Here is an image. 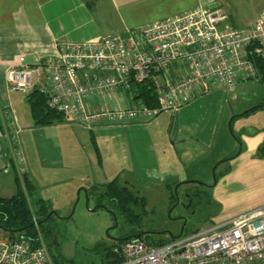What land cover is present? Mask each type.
Instances as JSON below:
<instances>
[{
    "label": "built area",
    "instance_id": "obj_1",
    "mask_svg": "<svg viewBox=\"0 0 264 264\" xmlns=\"http://www.w3.org/2000/svg\"><path fill=\"white\" fill-rule=\"evenodd\" d=\"M255 59H264V17L240 28L223 8L196 7L97 42L62 43L54 58L9 67L5 80L26 94L42 78L38 90L47 107L93 129L100 122L128 123L178 109L213 84L231 89L257 80ZM145 83L156 107L111 106L112 98ZM119 251L123 259L117 264H264V206L164 245L132 239ZM0 264L54 263L38 232L34 245L0 233Z\"/></svg>",
    "mask_w": 264,
    "mask_h": 264
},
{
    "label": "rangeland",
    "instance_id": "obj_2",
    "mask_svg": "<svg viewBox=\"0 0 264 264\" xmlns=\"http://www.w3.org/2000/svg\"><path fill=\"white\" fill-rule=\"evenodd\" d=\"M262 104L264 83L251 80L231 89L213 84L181 108L151 119L100 122L92 130L74 120L57 125L50 135L59 140L66 137L69 150L78 154L75 159L86 160L88 154L93 158L90 138L95 139L102 156L98 169L108 178L96 177V184L80 186L74 198L65 193V184L38 190L37 197L52 207L51 222L63 256L73 264H100L96 245L112 244L111 239L129 230L112 206L109 211L94 210L97 195L120 169L124 179L132 182L121 186L146 200L141 219L146 230L161 233L154 240L169 237L166 232L183 233L184 224L186 230L194 231L264 206V154L259 148L264 138ZM232 119L236 121L231 124ZM116 158H121L120 163ZM228 158L233 159L221 163ZM168 185L173 186L172 194ZM96 187L97 192H92ZM196 191L202 193L196 196ZM203 191L210 194L209 199ZM189 193L195 194L191 209L184 198ZM172 195L178 199L170 210Z\"/></svg>",
    "mask_w": 264,
    "mask_h": 264
},
{
    "label": "crops",
    "instance_id": "obj_3",
    "mask_svg": "<svg viewBox=\"0 0 264 264\" xmlns=\"http://www.w3.org/2000/svg\"><path fill=\"white\" fill-rule=\"evenodd\" d=\"M196 7L223 8L240 28L264 17V0H0V197L16 194L19 165L37 190L65 184L69 191L65 193L72 198L80 186L96 184V177L108 179L99 172L102 156L94 138H90L93 158L88 154L86 160L75 159L78 154L69 150L66 137L59 140L50 135L63 124L34 125L25 93L8 87L5 73L9 67L54 58L62 43L97 42ZM41 81H36L34 89L40 88ZM110 104L129 107L137 102L120 94ZM116 159L120 163L121 158ZM125 175L120 169L111 181L130 183Z\"/></svg>",
    "mask_w": 264,
    "mask_h": 264
},
{
    "label": "trees",
    "instance_id": "obj_4",
    "mask_svg": "<svg viewBox=\"0 0 264 264\" xmlns=\"http://www.w3.org/2000/svg\"><path fill=\"white\" fill-rule=\"evenodd\" d=\"M253 63L257 71V81L264 83V59H255ZM25 95L35 126H49L63 123L66 120L62 113L47 107V97L38 89H32ZM127 95H130L135 102L144 103L150 107L157 106V100L150 84L133 85ZM261 106H264V104ZM233 120H231V124L234 122ZM260 151L264 154V138ZM232 159H225L221 163H226ZM218 165H216V168ZM16 183L17 191L15 195L10 198L0 197V233L7 235L12 240H28L34 245L38 238V232H40L48 246L54 264H73L72 260L65 258L62 254L59 237L56 235L55 226L51 222L54 215L51 205L43 198L37 197L38 190L28 177L24 175V172L22 174L18 172ZM176 187L179 189L180 184ZM166 188L172 194L173 186L168 185ZM97 189L99 188H93L92 192H97ZM201 193L199 191L196 196ZM203 194L206 195V199H209L210 194L207 191ZM177 199L174 200L173 195L169 198L170 210L176 208ZM96 200V209L109 211L108 207L112 206L117 211H120L124 222L129 226V230L126 233L116 239H111L112 244L101 243L96 245L95 250L99 252L101 264H117L121 262L123 257L119 250L126 241L140 239L145 240L149 244L164 245L180 235L179 231L176 235L164 236L159 238V240H156L157 238L155 237L154 240L153 236L156 234L161 235V233L146 230L144 227L141 211L146 205L145 198L135 195L127 186L119 185L117 180L108 183L104 187V192L97 195ZM104 202H107L108 205L104 206ZM187 207L188 209L194 208L192 202L189 201ZM185 225L182 230L183 234L191 232L189 231L190 229L186 230Z\"/></svg>",
    "mask_w": 264,
    "mask_h": 264
},
{
    "label": "flooded vegetation",
    "instance_id": "obj_5",
    "mask_svg": "<svg viewBox=\"0 0 264 264\" xmlns=\"http://www.w3.org/2000/svg\"><path fill=\"white\" fill-rule=\"evenodd\" d=\"M191 193H189V194H185V196H184V198L187 200V201H189V202H192V199H193V197H194V194L192 193L191 195H190ZM115 218V217H114Z\"/></svg>",
    "mask_w": 264,
    "mask_h": 264
},
{
    "label": "water",
    "instance_id": "obj_6",
    "mask_svg": "<svg viewBox=\"0 0 264 264\" xmlns=\"http://www.w3.org/2000/svg\"><path fill=\"white\" fill-rule=\"evenodd\" d=\"M246 114H248V112H246ZM94 210H96V208H95ZM166 234H167V235H170V233H167V232H166Z\"/></svg>",
    "mask_w": 264,
    "mask_h": 264
}]
</instances>
